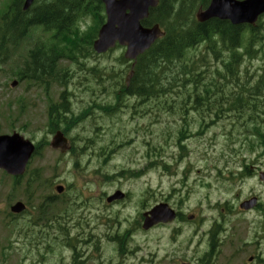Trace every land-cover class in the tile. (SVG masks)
<instances>
[{"label":"rangeland","instance_id":"1","mask_svg":"<svg viewBox=\"0 0 264 264\" xmlns=\"http://www.w3.org/2000/svg\"><path fill=\"white\" fill-rule=\"evenodd\" d=\"M2 2L0 0V8ZM260 33L264 36V21ZM33 38L4 56L7 64L0 68V135L18 132L34 143L45 145L32 160L29 172L40 170L43 181L53 183V187L44 189V194L55 195L58 182L71 187L70 195L57 199L55 209L63 215L60 220L65 221L74 241L77 239L75 243L82 256L79 261L84 264L198 261L209 252L210 232L219 224V243L210 264H264L257 259L254 263L247 262L253 256L264 260V232L259 230L260 225L264 226V184L258 180L232 179L231 172H240L251 157L246 146L240 143L234 147L236 151L229 148L222 137L223 122L207 134L194 129L187 143L189 155L177 165L175 134L183 119L181 114L168 108L174 102L179 104L187 99L179 95L178 88L165 98L168 104L142 103L143 110L138 113V101H128L118 112L122 116L104 119L107 112L98 106L113 102L117 91L115 74L126 70V66L121 65L122 49L109 56L92 58L85 67L70 66L71 71L83 72L67 88L54 84L47 91L45 85H31L15 76L23 66L27 51L48 37L35 30ZM256 49L258 54L242 60L241 75L246 79L260 77L263 72L264 38ZM14 81L18 85L12 88ZM65 89L69 92L72 111L78 114L91 108L94 118L89 123L82 122L71 133L74 148L71 155H62L46 146L54 137L47 127L48 110L52 102H60ZM189 121L197 125L193 115ZM162 159L172 166L170 172L161 165H154L142 179L125 175L144 170L150 163ZM185 183L190 187H184ZM15 189V183L0 171V255L5 252L11 255L8 264H73L72 252L68 249L57 247L53 257L43 259L40 253L44 251L36 252L19 234L10 240L11 228L7 223L13 222V218L9 217L8 200ZM116 190L129 193L128 198L108 205L106 197ZM252 193L261 196V207L249 213L240 211L239 204ZM36 195L33 208L40 204ZM13 196L16 201L26 203L25 185L21 184V189ZM165 200L173 208L181 207L186 216L200 217L202 222L199 225L194 220L175 223L150 232L133 227L138 215L144 213L142 209L147 208V211L166 203ZM227 204L232 207L231 212L223 211ZM71 205L74 213H68ZM22 219L21 223H28L36 217L28 215ZM127 232L126 252L122 254L113 240L118 235L123 240ZM175 232L178 234L173 240ZM64 240L67 241L66 237Z\"/></svg>","mask_w":264,"mask_h":264},{"label":"trees","instance_id":"2","mask_svg":"<svg viewBox=\"0 0 264 264\" xmlns=\"http://www.w3.org/2000/svg\"><path fill=\"white\" fill-rule=\"evenodd\" d=\"M208 1L162 0L160 6L152 11L151 19L145 24L158 23L164 26L166 37L139 59L129 84L123 78L116 80L117 91L114 94L117 104L100 108L107 112L106 115H113L112 118L122 116L118 113L119 109L130 100L131 103L138 101V113L143 110L142 103L168 104L165 98L175 93L178 88L179 95L184 96L182 94L184 90L188 97L182 100L181 106L173 103L169 110L182 114L194 113L191 115L198 127L204 126L202 130L218 121L223 122L221 126L223 131L236 138L245 135L240 131H245L249 121L251 127L254 125L253 132L261 138L260 141H264V130L259 127V121L264 120V76L257 77L254 81L246 79L238 72L239 50L245 46L249 51L257 40L245 39L247 30L244 27H234L228 22L212 20L200 24L195 21V13L201 6H206ZM24 2L25 0H3L1 4L0 67L4 64L1 58L9 53V46L25 41L30 32L40 29L50 35L49 44L38 43L32 48L26 67L17 75L21 80H26L27 77L34 81L61 79L57 77L67 71L63 63L75 64L91 55L93 43L105 20L104 6L101 0H37L35 6L24 10ZM86 20H89L90 24L81 30L79 24ZM202 45L217 58L226 52L229 53L227 60L223 59L222 69L211 70L208 51L206 49L199 51L207 54L197 52ZM76 65L84 66L79 63ZM205 69L207 70L203 71ZM130 70L131 67L128 66L127 72ZM211 73H214L213 77H210ZM62 97L63 102L65 97ZM58 108L50 109L49 126L53 131L63 130L66 135L71 134L77 124L83 122L87 116L84 114L82 117H74L68 108L61 110ZM250 110H254V114L250 115L248 113ZM68 113L70 114L67 115ZM241 120L247 122L243 124ZM193 127L195 125L192 122H186L182 126V131H192ZM37 174L39 176V173ZM141 175V172L138 173V177ZM44 200H47L46 197ZM54 203L52 201L49 205L53 206ZM43 204L36 211L34 223H19V227L16 228L20 232L19 236L33 248H37L40 243L47 245L43 224L51 222L54 217L55 209L49 206V209H44ZM56 215L63 219L62 214ZM58 229L60 242L57 243V247L71 248L73 264H76L78 247L74 242L77 239L74 241L65 221L58 222ZM128 236L127 232L123 240L117 238L122 254L126 252L124 248ZM50 253L53 254L54 251L50 249ZM213 254L212 246L209 256ZM3 258L7 259V256L4 255Z\"/></svg>","mask_w":264,"mask_h":264},{"label":"water","instance_id":"3","mask_svg":"<svg viewBox=\"0 0 264 264\" xmlns=\"http://www.w3.org/2000/svg\"><path fill=\"white\" fill-rule=\"evenodd\" d=\"M107 6L108 25L101 33L97 43L99 52L114 47L119 41L121 45L128 46L127 56L136 59L144 54L156 40L162 36L158 26L146 30L141 27L140 22L149 16V8L157 5L158 0H103ZM33 0H28L27 8ZM130 12L129 14L127 12ZM264 13V0H248L237 2L235 0H214L211 8L199 17L202 20L218 17L231 20L233 24L251 23L254 24L258 17ZM62 136L58 135L53 142L57 148L62 142ZM35 147L25 141L19 135L13 137H0V169H5L9 174L20 176L25 173L26 166L34 154ZM61 191V188H59ZM122 198L121 194L110 199ZM24 207L18 204L13 212L20 213ZM145 230L158 223H169L174 220V214L166 206H160L146 215Z\"/></svg>","mask_w":264,"mask_h":264},{"label":"bare ground","instance_id":"4","mask_svg":"<svg viewBox=\"0 0 264 264\" xmlns=\"http://www.w3.org/2000/svg\"><path fill=\"white\" fill-rule=\"evenodd\" d=\"M168 12H169V11H168ZM169 13H170V12H169ZM159 17H160V16H159ZM157 20H158V19H157ZM159 20H160V19H159ZM185 21H186V20H185ZM227 34H228V33H227ZM226 37H227V36H226ZM35 50H36V49H35ZM4 53H5V52H4ZM16 53H17V52H16ZM7 54H8V53H7ZM29 56H30V55H29ZM140 69H141V68H140ZM142 73H143V72H142ZM144 75H145V74H144ZM144 75H143V76H144ZM138 78H139V77H138Z\"/></svg>","mask_w":264,"mask_h":264}]
</instances>
